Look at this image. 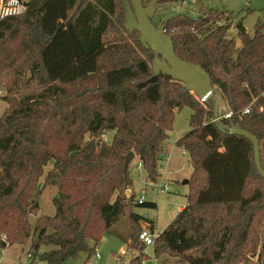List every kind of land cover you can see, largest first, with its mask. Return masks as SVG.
Here are the masks:
<instances>
[{
    "label": "trees",
    "instance_id": "16d2710c",
    "mask_svg": "<svg viewBox=\"0 0 264 264\" xmlns=\"http://www.w3.org/2000/svg\"><path fill=\"white\" fill-rule=\"evenodd\" d=\"M23 1L22 15L0 23L3 34L18 19L22 32L21 48L0 54V89L9 104L0 116V251L28 241L26 253L42 264H70L82 253L91 257L110 234L140 251L128 264L151 260L138 233L154 223L134 207L157 204L126 195L133 180L124 160L133 152L155 182L175 112L189 107V130L175 141L192 166L187 203L156 237L152 253L165 256L161 264L170 257L186 264L256 257L255 264H264V178L252 142L220 130L212 100H199L180 81L161 75L137 86L153 75L152 57L140 53H152L138 31L125 29L123 0L119 12V0ZM177 1L186 0L158 3ZM201 11L167 17L165 33L179 58L209 73L232 112L222 123L257 138L264 170V19L251 35L237 23V46L232 12ZM246 106L250 111L243 114ZM48 185L57 189L54 214L30 223Z\"/></svg>",
    "mask_w": 264,
    "mask_h": 264
},
{
    "label": "rangeland",
    "instance_id": "374dc122",
    "mask_svg": "<svg viewBox=\"0 0 264 264\" xmlns=\"http://www.w3.org/2000/svg\"><path fill=\"white\" fill-rule=\"evenodd\" d=\"M146 5H148L152 0H143ZM118 12L122 11V4L120 0L118 1ZM247 8L249 11H247ZM205 10H217L223 12H232L233 17L237 23H240L245 28V31L248 34L253 33L254 24L259 19H264V0H186L183 2H166V3H157L156 10L152 17L153 23L157 26L162 24V21L167 17L176 15L179 13L186 14L190 17H198L201 15L202 11ZM209 12V11H208ZM18 19L13 20L11 24L13 28L6 27L3 31V34L0 33V54L7 55L10 52L19 50L21 48V34L18 28ZM14 23V24H13ZM11 26L10 24H8ZM232 32V31H231ZM230 32V33H231ZM233 33V32H232ZM235 33V31H234ZM233 33V34H234ZM236 37V45L240 46V38L237 34H234ZM112 37L110 33L108 39ZM123 37L122 34H119V38ZM125 40L136 50L134 46L133 38L129 36L124 37ZM141 56L146 58H151L152 54L145 56L143 53H140ZM28 73L26 76L21 78V81L24 83L28 79ZM5 88L0 89V116L3 112L9 107L8 101L5 100L7 93ZM218 112L222 113L224 111L223 104L218 100ZM191 114V109L189 107H184L180 111L175 112L173 128L169 131V137L165 141L164 151L167 152L168 156H165L161 161L160 166V176L157 177L155 182H151L146 178V173L143 170H138L136 168L138 164V157L135 155L129 164V171L132 176L133 184L131 188L127 189L129 193L135 195L137 199L141 194H144L146 201L156 202V208L135 206L134 211L142 216H145L148 220L153 221L154 229L157 232L162 231L168 223L175 217V215L180 210L179 207L182 204L187 202V194L189 190L188 183H183L184 180H188V176L191 172V165L189 163L188 154H181V149L175 144L177 137H180L184 132L189 130V116ZM113 132H107L102 137L105 141L111 139ZM50 164L45 166V170L50 168ZM161 180L164 181L166 187L163 191H160L157 187ZM42 183V178L40 179ZM57 189L55 186H45L39 197V211L36 215L30 217V223H34L38 215L54 214V206L52 203V198L56 195ZM124 221V220H122ZM124 222L120 226L122 231ZM119 228V225H116ZM115 226V227H116ZM29 242L27 241L24 245L19 246L17 244L8 246L2 251L0 264H29V260L26 257V252ZM24 247V248H23ZM23 248V251H22ZM125 249L128 252L131 249H128L125 243L119 239L117 236L110 234L104 235L101 241L96 246L95 250L101 256L100 260L93 262L94 255L86 258L84 253L78 255L71 260L70 264H85L86 261H89L90 264H118L116 261L117 254ZM136 255L140 253L136 249H132ZM144 252L148 253L151 257V264L154 262V255L152 253V247L144 248ZM134 253V254H135ZM123 264H128L129 257L127 255L122 256ZM165 256L156 258L159 264L162 263V259ZM169 264H186L184 262L178 261L175 257L169 258ZM256 257H253L246 263L240 264H255Z\"/></svg>",
    "mask_w": 264,
    "mask_h": 264
},
{
    "label": "water",
    "instance_id": "95a60500",
    "mask_svg": "<svg viewBox=\"0 0 264 264\" xmlns=\"http://www.w3.org/2000/svg\"><path fill=\"white\" fill-rule=\"evenodd\" d=\"M123 2L125 6V29L130 32L138 31L139 41L152 53L151 69L153 75L146 82H141L137 86L143 87L147 82H155L161 75L168 76L173 80L183 83L185 88L194 93L199 100H212L214 117H218L219 115L218 100L222 102L224 111H228L225 99L218 89L212 85L209 73L199 64L189 63L179 58L174 51L171 37L165 33L164 24L156 26L152 22L158 0H152L148 5H145L143 0H123ZM63 25L62 23L58 27L57 32ZM240 29L241 31L245 30L242 24H240ZM215 123L223 132L244 136L252 142L255 165L259 174L264 178L257 138L235 125L228 127L221 120H217ZM133 157V152H129L125 156L124 169L127 168ZM187 182L188 180L183 181V183ZM129 192L127 191V196L130 194ZM144 227L146 226L143 225Z\"/></svg>",
    "mask_w": 264,
    "mask_h": 264
},
{
    "label": "built area",
    "instance_id": "2783aa9c",
    "mask_svg": "<svg viewBox=\"0 0 264 264\" xmlns=\"http://www.w3.org/2000/svg\"><path fill=\"white\" fill-rule=\"evenodd\" d=\"M26 10V6L24 4L23 0H0V23L10 17H15V16H19L22 15ZM237 22L235 21V19H232V25L230 26V32L232 31L234 34H237ZM231 32L232 35H234ZM250 111V106H246L243 109V114H247ZM232 115L231 111H223L222 113H219L218 117H213L212 121L216 122L217 120H221L222 118H230ZM181 149V153L182 155L186 154L187 152ZM166 156V155H165ZM136 168L138 170H142V164L140 162H138ZM159 188L160 191H163L165 189V185L164 184H159L157 186ZM138 203L144 202L145 200V196L144 194H141L137 199ZM161 232V231H160ZM160 232H157L155 229L151 230L148 227H144L141 229V231L138 233V240L145 245V249L148 248L149 246L152 247L154 244V241L156 239V237L160 234ZM1 253L2 250L0 251V259H1ZM133 250H131L130 252H128L125 249H122L116 256V261L118 262V264H123L122 261V256L127 255L130 258L136 256V253ZM94 258H93V262H97L100 260L101 256L98 252H96L93 254ZM26 257L29 260V264H42V262H40L37 259H34L32 257V255L30 253H26ZM152 260H144L142 262V264H151ZM129 263V261H128ZM85 264H90L89 261H86ZM152 264H159L158 260L155 258L154 262Z\"/></svg>",
    "mask_w": 264,
    "mask_h": 264
},
{
    "label": "crops",
    "instance_id": "0c3cea01",
    "mask_svg": "<svg viewBox=\"0 0 264 264\" xmlns=\"http://www.w3.org/2000/svg\"><path fill=\"white\" fill-rule=\"evenodd\" d=\"M223 109H224V107H223ZM179 137H177V139H178ZM176 141V140H175ZM165 153H167V152H165ZM182 154V153H181ZM166 156H168V154H165ZM189 157V156H188ZM190 163V162H189ZM191 165V164H190ZM191 172H192V166H191ZM191 172H190V174H191ZM190 174H189V176H190ZM189 176H188V178H189ZM164 184L165 185V183H164V181L163 180H161V182L159 183V184ZM188 183V182H187ZM166 186V185H165ZM187 203V202H186ZM186 203L185 204H182L180 207H179V209L181 210L185 205H186ZM144 225V224H143ZM24 248V247H23ZM2 251H4V249L2 250Z\"/></svg>",
    "mask_w": 264,
    "mask_h": 264
},
{
    "label": "flooded vegetation",
    "instance_id": "af4514ba",
    "mask_svg": "<svg viewBox=\"0 0 264 264\" xmlns=\"http://www.w3.org/2000/svg\"><path fill=\"white\" fill-rule=\"evenodd\" d=\"M144 2V1H143ZM144 4H145V2H144ZM146 5V4H145ZM152 22H153V20H152ZM155 25H156V23H155ZM157 26V25H156Z\"/></svg>",
    "mask_w": 264,
    "mask_h": 264
}]
</instances>
